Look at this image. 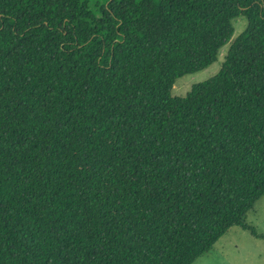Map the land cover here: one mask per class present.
<instances>
[{
  "label": "trees",
  "instance_id": "1",
  "mask_svg": "<svg viewBox=\"0 0 264 264\" xmlns=\"http://www.w3.org/2000/svg\"><path fill=\"white\" fill-rule=\"evenodd\" d=\"M263 195L264 0H0V264H193Z\"/></svg>",
  "mask_w": 264,
  "mask_h": 264
},
{
  "label": "rangeland",
  "instance_id": "2",
  "mask_svg": "<svg viewBox=\"0 0 264 264\" xmlns=\"http://www.w3.org/2000/svg\"><path fill=\"white\" fill-rule=\"evenodd\" d=\"M246 22L237 19L234 22L235 38L245 28ZM227 46L219 51L218 60L208 68L184 76L175 82L172 97H184L190 88L215 76L224 59ZM244 225L230 228L212 247L211 251L199 257L193 264H264V195L253 205L244 218ZM254 230L258 237L253 235Z\"/></svg>",
  "mask_w": 264,
  "mask_h": 264
}]
</instances>
